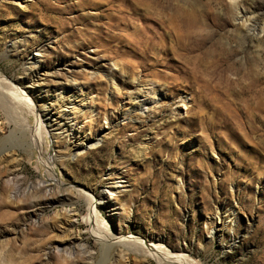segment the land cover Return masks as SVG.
I'll list each match as a JSON object with an SVG mask.
<instances>
[{
  "label": "rangeland",
  "instance_id": "374dc122",
  "mask_svg": "<svg viewBox=\"0 0 264 264\" xmlns=\"http://www.w3.org/2000/svg\"><path fill=\"white\" fill-rule=\"evenodd\" d=\"M227 2L0 0V264H157L101 249L102 218L198 264H264V42ZM32 188L53 202L29 208ZM84 191L111 204L92 223Z\"/></svg>",
  "mask_w": 264,
  "mask_h": 264
},
{
  "label": "bare ground",
  "instance_id": "6f19581e",
  "mask_svg": "<svg viewBox=\"0 0 264 264\" xmlns=\"http://www.w3.org/2000/svg\"><path fill=\"white\" fill-rule=\"evenodd\" d=\"M253 3L255 4L254 1H253ZM227 5H228V8H229L231 19H232V21L235 24L234 26H236V28L237 27L239 28L237 30V31H239L238 39L240 41L242 40V42H243V40L246 41V44L255 43L256 45H258V44L264 42V0H261V5L259 4L260 5L259 7H255L254 5L253 6L248 5L246 3V0H228ZM219 14H220V12H219ZM188 18H189L188 22L190 24L189 28L192 29V27L195 26V25H191L195 21V20H193L194 19V14H189ZM191 18H193V19L190 20ZM193 32H195V31H193ZM35 57H36V55L33 57V59ZM107 80L108 81H105V82H109V85L113 86L114 90H117V88L115 86V82L113 81L112 77L108 78ZM132 80H133V78H132ZM75 81H74V84L76 83ZM150 85H152V87H151L152 93H155V91L157 92V89L154 87L155 83L151 82ZM78 92H79L80 95H82V91L81 90H79ZM12 95L14 97L18 98L19 102H22L23 104H25L33 113L36 112L35 108H34L33 101L31 100V98L28 95H26V92L20 91L19 88L15 87L14 90L12 89ZM60 95L57 96V98H55V100H58V99H61V98L64 97V96L62 97ZM127 97H128L129 100H132L131 102H133L134 100L137 102L136 104L132 103L133 104V108L136 107L135 109H139L140 110V109H142V105L145 104L144 101L140 102L137 99V96H135V95L133 96L132 94H128L127 93ZM72 99H71L72 101H70L69 99H67V100H69L68 103H71V104L73 103L72 104L73 106H76V107L85 106L86 108H89V105L84 102L83 98H80L79 100L78 99L76 100V98L74 97ZM184 100H185L184 98H182V99L180 98L179 101H181L182 104L184 105L185 104ZM63 106H64V109H66L65 108V103L62 101V103L60 104L59 107H63ZM127 112H129V110L128 111H126V110L123 111L124 114H126ZM26 119H28V118H26ZM35 120H36V126L40 127L41 130L43 129L42 131L44 132L45 131V126L41 122L40 117L39 116L36 117ZM22 125H23V123H22ZM54 125H57V124L53 123L52 126H54ZM29 129H30V127H29ZM32 140L34 141V143L39 142L37 137H34ZM88 143L89 142H87L85 139H83V140H81L79 142V144L76 145L77 146L76 149L77 150L82 149L86 145H88ZM22 192H23V194H26V195L28 194V195H30L32 197L31 198L32 201L29 202L30 203L29 208H33L34 211L35 210L36 211L39 210L42 206H44L46 204L52 203L53 201L51 199H53V197L55 196L54 194H56V193H49V194H51L52 198H49V197L45 198V197H38L40 195L36 196V194L39 193V192H37V193L34 192L33 188H32V190L30 192L28 190H24ZM83 194H84L83 197H84V201H85V209L87 211V216L86 217L90 219L91 223L94 221L93 220L94 217L99 215V212H98L99 211L98 210L99 206L103 207L105 209H107L108 207L111 206L110 202H105L104 204H102L103 203V199L101 197L99 198L100 201H97L92 196V194L88 193V191H84ZM16 196H18V195H16ZM55 199L57 200L58 197H55ZM99 202L100 203L102 202L101 205H100ZM33 218H34V223L36 221H39V223H40V222L45 220L42 217V215H38L36 213H34ZM118 218H120V217H118ZM102 223H103V226L100 229H98L96 227L91 228L92 235L96 239H97V237L99 239V243H100V248L101 249H103L105 247H108V246L109 247H113L112 249H115L117 251V253L120 255V257H124V256L126 257V254H128V253L140 254V255L142 254L144 256L152 258L153 260L156 261L157 264H198L196 261H194L188 255H186L185 252H183L184 251V247H178V248H174V249H169L165 245L163 238L156 237V236H150L148 238V240L145 241L144 239L138 238V237H136L135 235H133L131 233H123L122 230H121L122 227H120V225L118 227L113 226V227L110 228L108 223L106 222V220H104L103 218H102ZM95 226H96V224H95ZM63 246H64L63 242H58V243H55L53 245V249L57 250V252L60 251L62 254H65L67 257H71V253L69 251H67L66 249H63ZM106 251H109V250H107V248H106ZM87 254H89V256L86 257V258L87 259H91V257H90L91 253H87Z\"/></svg>",
  "mask_w": 264,
  "mask_h": 264
}]
</instances>
